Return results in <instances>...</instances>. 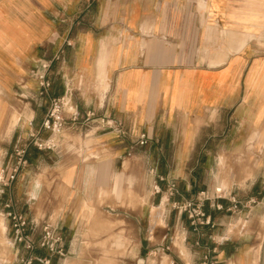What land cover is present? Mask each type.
Wrapping results in <instances>:
<instances>
[{"label": "crops", "instance_id": "crops-1", "mask_svg": "<svg viewBox=\"0 0 264 264\" xmlns=\"http://www.w3.org/2000/svg\"><path fill=\"white\" fill-rule=\"evenodd\" d=\"M56 53L48 94H64L63 116L69 122L73 113L76 122L53 149H28L17 177L28 185L4 209L54 230L69 226L63 211L101 210L108 194L120 193L130 196L119 210L138 260L166 245L164 264H199L204 256L264 264V218L242 213L237 228L223 215L198 236L171 207L179 195L168 191L192 196L220 186L242 203L264 193V0H0V163L39 126L47 97L32 70ZM87 111L119 118L148 141L131 146L88 129ZM8 234L0 219V237ZM18 253L8 247L0 256Z\"/></svg>", "mask_w": 264, "mask_h": 264}, {"label": "rangeland", "instance_id": "rangeland-1", "mask_svg": "<svg viewBox=\"0 0 264 264\" xmlns=\"http://www.w3.org/2000/svg\"><path fill=\"white\" fill-rule=\"evenodd\" d=\"M16 118V115H14V120L12 122H15ZM94 127L95 123L90 120L89 127L87 128L92 129ZM30 134L31 132L27 134V139L16 141L11 147L9 158H7L5 162L0 163V219L3 220L5 218L8 222L9 232L5 240H3L4 238H2V236L0 237V255L4 253L8 247H12L13 253L15 249L19 252L15 259L2 258L0 256V264H4L5 261H13V264H22L21 257L26 255V251L21 244L17 242L12 243V229L9 217L6 215L8 209L5 210L3 204L12 205L18 203L19 187L21 186V188H24L28 185L26 182L19 184L17 177L29 164L27 158L28 149L35 148L38 150L32 142H28ZM48 135L49 132L43 133V137ZM22 148L25 149L23 153L20 152ZM14 168H16L15 173L13 172ZM13 173V178H10ZM126 197L129 199L130 196H124L120 193L108 194L107 205L97 211L91 210L89 212H83L78 210L75 211V213L63 211L62 217L69 226L57 227L54 230L51 228L53 235L58 237V241L54 244V249L51 251L45 246L36 247L32 254L38 256L40 259H33L32 264H164L166 261H163L165 255L163 250L167 249L166 245L147 250L145 252L146 254H142V258L139 260L133 257L138 252L139 248L135 242L128 241L129 238L126 233L130 231L129 222L122 220L124 214L119 210L121 206H124ZM250 197L253 201L249 204L239 206L234 212L226 209L216 210L217 214L214 218L211 217V219L217 221V218L228 215L230 218L229 222L233 223L234 227L237 228H239L240 220L246 217L242 216V213H250L248 218L252 220L257 221L259 218L262 220V218H264V216L261 217L264 206V193L249 194L247 198ZM4 199L6 201H4ZM211 209L213 210V208ZM211 209L209 212H206L209 213L210 216ZM21 213L27 218L23 212ZM183 214L185 215L187 225L190 226L189 228L191 231L199 236L201 225L194 227L189 217H187L185 213ZM75 218L83 219L86 225L80 227L72 226ZM100 223L103 227H99ZM252 224L258 225L257 222ZM260 224L261 229L264 230V219ZM44 225L48 224H43L42 226ZM42 226L29 228L28 232L35 240L41 237ZM256 228L258 229V227ZM249 229L253 230L255 227L250 226ZM141 233L142 226L138 225V235H141ZM3 241H7L8 243Z\"/></svg>", "mask_w": 264, "mask_h": 264}, {"label": "built area", "instance_id": "built-area-1", "mask_svg": "<svg viewBox=\"0 0 264 264\" xmlns=\"http://www.w3.org/2000/svg\"><path fill=\"white\" fill-rule=\"evenodd\" d=\"M66 45H70L69 37L64 39ZM59 59L56 53L50 59H39L32 70V75L36 79L38 85V93L41 96L47 97V108L43 118L37 129L30 134L28 142H32L38 149H53L57 136H61L66 127L72 126L76 122V116L72 113L69 122L63 116L67 98L63 94L61 96L52 97L48 94L50 86V70L52 61ZM95 123V129L106 130L114 133L121 139L127 140L131 146L143 145L148 141V136L144 132L134 133L127 129L123 121L111 115H95L92 111L85 113L84 121L88 124L89 121ZM89 127V126H87ZM44 132H49V135L43 137ZM24 148L20 149L23 153ZM16 168L13 169L15 173ZM14 173L10 176L13 178ZM155 191H159L156 187ZM169 195H179V199L171 200V207L179 213H185L189 217L191 224L194 227L199 225H211L212 219L209 213H206L204 206L207 204L214 210H229L236 211L239 206L249 204L253 199L247 198L242 203L235 194L225 192L220 186L213 187L212 191L201 189L196 194L185 197L179 194V191L173 187H168ZM220 199H227L229 205L224 208ZM9 207V204H5ZM6 215L9 217L10 226L12 229L13 241L22 245L26 251V255L21 257L22 264H32L33 259H40L32 254L36 247L45 246L51 251L54 249V244L58 241V237L53 235V231L48 225L42 226V235L38 240H35L28 232L30 221L19 211L8 209ZM199 264H216L207 256H204Z\"/></svg>", "mask_w": 264, "mask_h": 264}]
</instances>
